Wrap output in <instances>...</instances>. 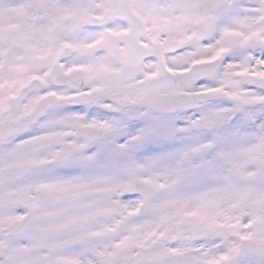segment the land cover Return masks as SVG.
I'll use <instances>...</instances> for the list:
<instances>
[{
    "label": "snow or ice",
    "instance_id": "snow-or-ice-1",
    "mask_svg": "<svg viewBox=\"0 0 264 264\" xmlns=\"http://www.w3.org/2000/svg\"><path fill=\"white\" fill-rule=\"evenodd\" d=\"M0 264H264V0H0Z\"/></svg>",
    "mask_w": 264,
    "mask_h": 264
}]
</instances>
